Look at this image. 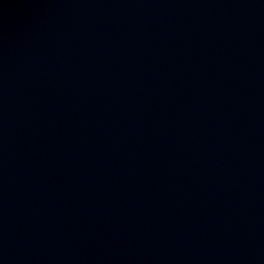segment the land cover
Returning a JSON list of instances; mask_svg holds the SVG:
<instances>
[{"label":"water","instance_id":"obj_1","mask_svg":"<svg viewBox=\"0 0 264 264\" xmlns=\"http://www.w3.org/2000/svg\"><path fill=\"white\" fill-rule=\"evenodd\" d=\"M0 264H264V0H0Z\"/></svg>","mask_w":264,"mask_h":264}]
</instances>
